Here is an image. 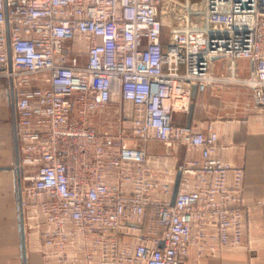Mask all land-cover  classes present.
Masks as SVG:
<instances>
[{
    "label": "built area",
    "instance_id": "obj_1",
    "mask_svg": "<svg viewBox=\"0 0 264 264\" xmlns=\"http://www.w3.org/2000/svg\"><path fill=\"white\" fill-rule=\"evenodd\" d=\"M164 2L0 0V76L13 80L21 166L30 171L25 225L60 264L82 252L88 264H187L192 247L204 257L245 242L243 170L218 156L216 131L178 124L174 113L189 112L194 85L204 92L216 79L217 59L231 69L250 61L246 82L264 109V0ZM81 39L87 61L68 63ZM28 77L40 83L28 86ZM126 102L136 144L91 122ZM152 139L199 153L177 167L174 204V174L155 166Z\"/></svg>",
    "mask_w": 264,
    "mask_h": 264
},
{
    "label": "crops",
    "instance_id": "obj_2",
    "mask_svg": "<svg viewBox=\"0 0 264 264\" xmlns=\"http://www.w3.org/2000/svg\"><path fill=\"white\" fill-rule=\"evenodd\" d=\"M170 31L164 28L163 40L167 42ZM85 41L71 43L70 48L82 49L76 58L69 56L67 61L85 63ZM230 60L217 59L212 67L214 81L204 92H197L193 97L194 111L191 118L193 127L199 130H214L219 135L218 156L233 167H240L244 174V205L247 210L248 233L245 242L240 246H219L212 253L204 257L197 256L195 247L191 248V255L187 264H264V109L256 105L252 99V88L246 80L252 75L249 60L241 59L230 68ZM6 92L11 119L9 125L0 122V153L4 148L1 144L3 135L11 130V149L15 162V144L13 130V107L10 78H7ZM15 89V88H14ZM117 106V104H113ZM125 106L123 112L122 106ZM8 107V106H7ZM133 105L129 102L117 107L120 118H129ZM2 109V108H1ZM0 111V117L3 116ZM96 113L92 114V118ZM5 117V116H3ZM107 119V117H105ZM189 112L177 111L174 121L188 125ZM131 144L139 143L135 140ZM148 153L155 166L167 168L176 178L178 165L192 158L199 157V153L188 149L182 144L167 147L158 140L145 143ZM5 154H2L4 157ZM3 160V159H2ZM2 160L0 163H2ZM4 161V160H3ZM0 169V264H60L54 258H48L41 249V238L37 232L25 227L26 256L21 247V231L19 228V205L17 199V174L15 170L7 169L5 162ZM12 170V172H11ZM172 173V174H171ZM233 171L229 173V180L233 179ZM28 174V173H27ZM24 177V176H23ZM24 181L21 177V186ZM68 264H88L85 252L80 253L78 260ZM96 264V263H94Z\"/></svg>",
    "mask_w": 264,
    "mask_h": 264
},
{
    "label": "rangeland",
    "instance_id": "obj_3",
    "mask_svg": "<svg viewBox=\"0 0 264 264\" xmlns=\"http://www.w3.org/2000/svg\"><path fill=\"white\" fill-rule=\"evenodd\" d=\"M183 1V0H181ZM167 0H165L164 4L162 3V7H164V5H166ZM172 8V7H171ZM176 14L173 13L172 11H167V13L163 14V18L166 22L165 28L166 30L170 31L171 28L174 26V24L176 23V18H175ZM27 81L29 82L28 86L31 85H36L38 83H40V77H28ZM7 78L0 76V111H3L5 113H3V116L5 117H0V122H5L7 123V126L9 125V121H10V117H11V107H9L10 102H8L9 100H7ZM8 106V107H7ZM117 107L120 110V104H117V106L114 105H110L108 108H106V110L103 111H98L96 112V115L91 118V122L97 126L100 130H105V129H110L112 132H117V131H122L125 136H127L128 140L132 141L131 139H133V135L131 133V120L129 118H120L118 113L116 112ZM2 108V109H1ZM125 106L123 105L121 110L123 112H127V110H124ZM107 117V119L105 118ZM7 133L9 134H4L2 139H1V144L3 145L4 150L3 152L0 153V161L2 160V163H0V165H5V162L8 163V165L10 166H14V153L13 150L11 149V130L9 132V129H7ZM2 154H5L4 157H2ZM23 168V166H22ZM13 170V169H12ZM11 170V172H12ZM25 170V172H24ZM22 172V181H24V183L27 180L23 179L24 173H30V171L27 170V168Z\"/></svg>",
    "mask_w": 264,
    "mask_h": 264
},
{
    "label": "water",
    "instance_id": "obj_4",
    "mask_svg": "<svg viewBox=\"0 0 264 264\" xmlns=\"http://www.w3.org/2000/svg\"><path fill=\"white\" fill-rule=\"evenodd\" d=\"M8 20V18H7ZM8 35H9V22H8ZM12 86H13V80L11 79ZM197 85H194L193 88V94L192 96L195 97L197 94ZM11 102H12V107H13V130H14V144H15V163L14 166H7V169H13L16 171L17 174V199H18V205H19V228L21 231V247L23 250V255L24 257L26 256V235H25V227H24V212H23V207H22V194H21V177H22V172L23 168L21 166V157H20V149H19V138H18V124H17V115H16V95L14 89L11 90ZM194 111V104L192 103L189 108V119H188V125L191 124V118L192 114ZM3 166H0V169H3ZM181 182V170L177 172L176 178H175V184L173 187V194H172V204L175 202L176 195L179 190Z\"/></svg>",
    "mask_w": 264,
    "mask_h": 264
}]
</instances>
